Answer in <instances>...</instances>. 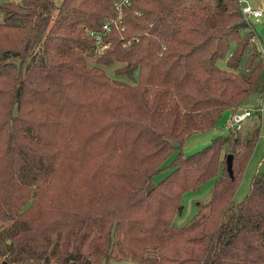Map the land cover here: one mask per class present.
Wrapping results in <instances>:
<instances>
[{
    "label": "trees",
    "instance_id": "16d2710c",
    "mask_svg": "<svg viewBox=\"0 0 264 264\" xmlns=\"http://www.w3.org/2000/svg\"><path fill=\"white\" fill-rule=\"evenodd\" d=\"M0 12L3 261L264 264V172L233 201L260 128L182 152L264 90L240 0H1ZM210 179L204 216L174 225L184 192Z\"/></svg>",
    "mask_w": 264,
    "mask_h": 264
},
{
    "label": "rangeland",
    "instance_id": "374dc122",
    "mask_svg": "<svg viewBox=\"0 0 264 264\" xmlns=\"http://www.w3.org/2000/svg\"><path fill=\"white\" fill-rule=\"evenodd\" d=\"M59 5L62 0H55ZM1 2V0H0ZM243 5L251 4L254 8L264 9V0H242ZM1 19V12H0ZM250 21L255 25L258 38V46L264 47V15L259 21L254 18H250ZM99 52V51H96ZM101 53V52H99ZM99 55L98 53H96ZM95 57V56H94ZM92 60V59H91ZM90 63V62H89ZM219 67L222 69H228L226 60L218 62ZM108 72H111L112 68H107ZM264 89V87H263ZM264 103V90L253 93L247 101L243 104L239 111L246 109H252L253 115L249 117L242 125V128L237 130L232 128L230 121L233 113L228 110L223 113L218 125L211 130L195 133L189 136L182 146V152L184 155L191 154L204 146L209 144L213 138L217 136L229 135L232 137V132L243 136L244 140H248L254 136L256 128H260L259 135L257 137L255 148L246 164L245 170L239 180L237 190L235 192L233 201L234 203L241 202L250 192L253 180L258 173L264 172V111L257 110ZM177 149H174L171 154L164 160L163 165H167L173 156L176 154ZM228 149H224L221 154V159L226 165V156ZM170 168H165L160 172L156 173L148 181V185L157 184L161 181L168 173ZM214 179H210L199 185L196 189L188 190L184 192L181 198V204L183 205L182 211L179 215L173 218V224L176 226L181 225H193L197 220L201 219L207 211L206 203L210 199ZM1 226H8V224H2ZM3 262L0 257V264ZM109 264H135L130 260L125 259H111Z\"/></svg>",
    "mask_w": 264,
    "mask_h": 264
},
{
    "label": "built area",
    "instance_id": "2783aa9c",
    "mask_svg": "<svg viewBox=\"0 0 264 264\" xmlns=\"http://www.w3.org/2000/svg\"><path fill=\"white\" fill-rule=\"evenodd\" d=\"M241 6H242V13L247 19L254 18L256 21H259L260 18L264 15V9L263 8H254L251 4L243 5L242 0H240ZM96 40H99V36H96ZM106 45L99 47L100 51L105 48ZM264 52V48H262ZM260 111H264V103L257 109ZM253 115V110L246 109L244 111H237L234 112L230 121V125L234 129H241L243 123Z\"/></svg>",
    "mask_w": 264,
    "mask_h": 264
},
{
    "label": "water",
    "instance_id": "95a60500",
    "mask_svg": "<svg viewBox=\"0 0 264 264\" xmlns=\"http://www.w3.org/2000/svg\"><path fill=\"white\" fill-rule=\"evenodd\" d=\"M226 163H227V169L231 177L234 176V170H233V164H234V156L233 154H228L226 158ZM1 264H9L5 261H3Z\"/></svg>",
    "mask_w": 264,
    "mask_h": 264
}]
</instances>
